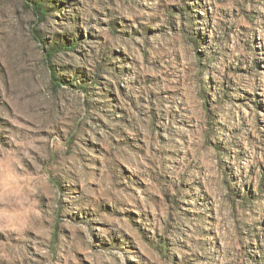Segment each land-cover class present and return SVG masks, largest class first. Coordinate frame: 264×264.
<instances>
[{
  "label": "rangeland",
  "instance_id": "1",
  "mask_svg": "<svg viewBox=\"0 0 264 264\" xmlns=\"http://www.w3.org/2000/svg\"><path fill=\"white\" fill-rule=\"evenodd\" d=\"M0 264H264V0H0Z\"/></svg>",
  "mask_w": 264,
  "mask_h": 264
}]
</instances>
